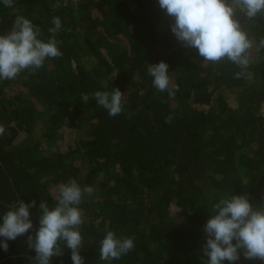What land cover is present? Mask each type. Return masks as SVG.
I'll use <instances>...</instances> for the list:
<instances>
[{
  "label": "trees",
  "instance_id": "1",
  "mask_svg": "<svg viewBox=\"0 0 264 264\" xmlns=\"http://www.w3.org/2000/svg\"><path fill=\"white\" fill-rule=\"evenodd\" d=\"M17 16L38 26L45 42L59 17L62 56L0 80V217L19 199L36 201L33 229L0 249V264H34L26 241L39 227V205L54 207L69 179L94 189L79 205L85 264H202L215 202L247 194L254 206L264 204V49L257 50L264 17L245 25L254 45L242 70L185 48L158 0H14L12 7L0 0V35ZM161 61L179 87L174 99L147 73ZM112 88L126 96L115 117L94 98ZM43 142L66 149L48 152ZM106 227L134 237V249L100 260ZM51 264H73L70 249ZM236 264L264 262L241 256Z\"/></svg>",
  "mask_w": 264,
  "mask_h": 264
},
{
  "label": "clouds",
  "instance_id": "2",
  "mask_svg": "<svg viewBox=\"0 0 264 264\" xmlns=\"http://www.w3.org/2000/svg\"><path fill=\"white\" fill-rule=\"evenodd\" d=\"M5 7H12L14 0H2ZM160 8L174 20L171 32L185 48L196 49L204 62L213 64L228 61L240 69L250 64L254 41L245 25L257 16L264 17V0H158ZM243 18L246 23H241ZM53 35L45 42L40 38L41 29L24 16H17L12 29L0 35V80H15L26 70H39L47 59L62 56L55 34L61 29L59 17L52 19ZM264 49V38L257 50ZM169 65L163 61L147 67L153 87L167 92L175 98L179 91L168 72ZM242 72L235 74L236 78ZM26 78V77H25ZM97 104L107 110L110 117L120 115L124 110L126 96L119 88L96 91ZM172 118H166L169 122ZM5 127L0 125V136ZM54 207L41 201L39 227L35 235L27 236V246L34 250L31 258L34 264H51L53 257L63 255L64 247L70 249L73 264H85L81 256L83 237L80 226L84 223L79 205L85 194L91 195L93 187L81 186L75 179H69L58 186ZM36 201L25 203L17 200L8 206L0 217V249L7 252L8 241H15L33 229L30 209ZM203 231L206 243L203 245L202 264H236L241 259L264 262V204L254 206L247 194L223 195L212 206L211 218ZM106 235L100 241L99 258L111 262L127 255L135 247L134 237H117L114 231L105 228ZM63 245V246H62Z\"/></svg>",
  "mask_w": 264,
  "mask_h": 264
},
{
  "label": "rangeland",
  "instance_id": "3",
  "mask_svg": "<svg viewBox=\"0 0 264 264\" xmlns=\"http://www.w3.org/2000/svg\"><path fill=\"white\" fill-rule=\"evenodd\" d=\"M42 131H43V123L38 122V124L35 128V134H36L37 138L41 137ZM73 137H74V135L72 132H69V134H67V139H71ZM41 148L45 149V151H48V152L63 151L66 149V143L48 144L46 142H43L41 144Z\"/></svg>",
  "mask_w": 264,
  "mask_h": 264
}]
</instances>
